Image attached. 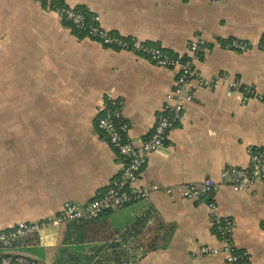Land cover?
<instances>
[{"label": "crops", "instance_id": "obj_1", "mask_svg": "<svg viewBox=\"0 0 264 264\" xmlns=\"http://www.w3.org/2000/svg\"><path fill=\"white\" fill-rule=\"evenodd\" d=\"M52 1L0 0V231L55 217L68 202L87 205L110 187L125 161L98 129L100 105L116 99L130 137L143 141L179 72L78 35ZM66 3L99 16L110 34L160 47L173 58H187L191 41L202 34L208 47L197 67L205 78L227 75L264 94V52L258 48L264 0ZM232 39L255 47L246 53L224 49ZM243 101L228 83L199 90L186 105V122L171 131L137 182L161 192L105 217L114 236L108 246L128 264H226L224 254L201 255L205 247H222L208 207L212 201L221 217L236 223L240 251L251 264H264V182L236 192L222 176L228 167H251L250 148L264 149V102ZM209 179L218 190L203 204L183 197L184 185ZM65 232L48 230L9 252L55 264L63 259ZM69 249L64 261L94 255L95 245Z\"/></svg>", "mask_w": 264, "mask_h": 264}, {"label": "built area", "instance_id": "obj_2", "mask_svg": "<svg viewBox=\"0 0 264 264\" xmlns=\"http://www.w3.org/2000/svg\"><path fill=\"white\" fill-rule=\"evenodd\" d=\"M66 2V0H64ZM220 3L226 0H211ZM64 23L76 30L83 31L93 41L117 51L129 52L150 59L156 66L179 71L173 91L167 97V103L158 117L155 128L143 141H134L130 137L131 125L122 120L119 103L109 97L100 105L98 129L108 138L111 145L125 161L121 175L107 189L87 205L68 202L63 211L41 222H20L10 229L0 231V264H39L37 261L9 251L20 241L40 236L48 230L63 229L75 222L98 219L106 211L122 210L125 207L149 199L154 193L161 192L159 186L143 187L137 182L151 156L163 149L169 140L171 131L187 120L186 105L192 103L196 93L201 89H218L228 83L231 89L243 94V102L258 100L264 102V94L251 86H245L239 81H231L229 76L222 75L217 79H207L197 67L203 53L207 50V41L202 34H197L189 45L187 58H173L162 48L151 46L141 41H128L107 32L97 15L88 17L84 12L69 5L55 10ZM223 47L229 51L246 53L253 43L243 40H226ZM258 48L264 52V44ZM251 167H228L223 172V178L228 180L236 192H243L264 182V149L250 148ZM183 197L197 204H203L205 197L213 195L218 190L217 183L209 179L203 184H187L182 187ZM172 190L166 191L172 194ZM214 228L219 236L222 247L201 250L202 256L224 254L226 264H251L247 253L240 251L235 240L236 223L218 214L215 202H209Z\"/></svg>", "mask_w": 264, "mask_h": 264}, {"label": "trees", "instance_id": "obj_3", "mask_svg": "<svg viewBox=\"0 0 264 264\" xmlns=\"http://www.w3.org/2000/svg\"><path fill=\"white\" fill-rule=\"evenodd\" d=\"M51 6L56 10L66 6V2L64 0H54L52 1ZM86 15L90 17V15ZM66 24L69 25L68 23ZM74 31L78 35L86 36V33L83 31L76 29H74ZM262 43L264 44V38ZM109 212L110 211L104 212L98 219L95 220L69 224L66 227L63 243V259H60L55 264H128L117 248L108 246V243L114 240V236L108 234L105 227L107 225V219L105 217ZM73 245L82 247L83 249L85 246L95 245V249H93L95 250L94 255L86 256L84 252L76 256L73 255V257L69 256L71 260L69 259L70 261H64L65 256L70 254L69 247ZM109 249L112 254L109 255L108 258L105 253L108 252Z\"/></svg>", "mask_w": 264, "mask_h": 264}]
</instances>
